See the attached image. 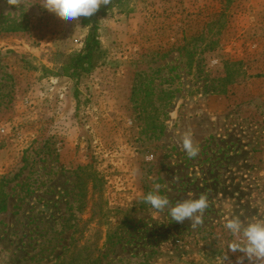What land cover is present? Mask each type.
<instances>
[{
    "label": "rangeland",
    "instance_id": "374dc122",
    "mask_svg": "<svg viewBox=\"0 0 264 264\" xmlns=\"http://www.w3.org/2000/svg\"><path fill=\"white\" fill-rule=\"evenodd\" d=\"M40 3L0 0V264H238L227 219H264V0H124L79 81L56 68L87 28ZM227 58L245 75L217 92ZM156 186L171 205L206 195L203 224L145 203Z\"/></svg>",
    "mask_w": 264,
    "mask_h": 264
},
{
    "label": "clouds",
    "instance_id": "9594fccd",
    "mask_svg": "<svg viewBox=\"0 0 264 264\" xmlns=\"http://www.w3.org/2000/svg\"><path fill=\"white\" fill-rule=\"evenodd\" d=\"M110 2L111 0H41L40 5L63 20L72 21L80 17H91L102 5H109ZM7 3L19 7L25 3V0H7ZM182 146L189 158L198 156L199 145L194 144L190 133L183 135ZM156 187V191L148 192L143 196L145 203L160 212L167 209L172 221L177 223L188 220L191 221L192 227L203 224V214L209 206L206 195L202 194L198 198L171 205L166 196L159 194V186ZM224 227L234 237L228 243L227 249L232 253L244 254L237 258L238 264H243L245 258L249 264H264V219H255L245 224L239 217H233L227 219ZM224 259H227L226 254Z\"/></svg>",
    "mask_w": 264,
    "mask_h": 264
},
{
    "label": "trees",
    "instance_id": "16d2710c",
    "mask_svg": "<svg viewBox=\"0 0 264 264\" xmlns=\"http://www.w3.org/2000/svg\"><path fill=\"white\" fill-rule=\"evenodd\" d=\"M123 1L124 0H111L109 5H102L91 17H80L81 24L87 28L86 35L83 39V46L78 51L63 54L62 60L56 68L57 76H65L79 81L85 70L97 66L102 56L101 44L98 37L99 18L105 16L108 11L120 5ZM194 39L196 38H190V41ZM177 49L182 51L186 49V46L183 45L181 48L177 47ZM165 55L166 53L160 54L161 57ZM183 55L187 58V66L190 68L192 66V58L189 52L185 50ZM221 66L222 73L218 77V82L214 85V89L217 92H224L227 86L234 84L239 78L245 75V71L242 69V61H234L228 58L222 59ZM137 88L135 75V85L132 91L133 95ZM172 95L173 94H171V97ZM76 170L80 171L79 175H77V186L80 191L84 189L87 183H91V189L93 190L98 184H101L102 179L91 165H79L76 167ZM9 181H11V179L5 176L0 178V212H5L8 209V196L4 188ZM60 256H62V254L57 256L56 259Z\"/></svg>",
    "mask_w": 264,
    "mask_h": 264
}]
</instances>
